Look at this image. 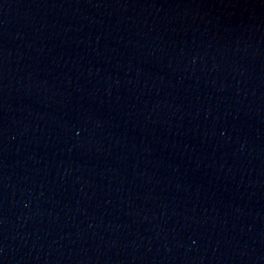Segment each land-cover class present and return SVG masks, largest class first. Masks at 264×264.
<instances>
[{"label": "water", "instance_id": "water-1", "mask_svg": "<svg viewBox=\"0 0 264 264\" xmlns=\"http://www.w3.org/2000/svg\"><path fill=\"white\" fill-rule=\"evenodd\" d=\"M0 264H264V0H0Z\"/></svg>", "mask_w": 264, "mask_h": 264}]
</instances>
